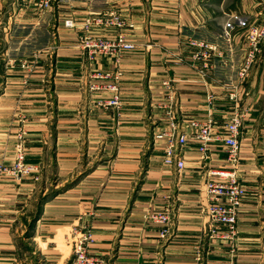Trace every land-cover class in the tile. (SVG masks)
<instances>
[{"label":"crops","instance_id":"crops-1","mask_svg":"<svg viewBox=\"0 0 264 264\" xmlns=\"http://www.w3.org/2000/svg\"><path fill=\"white\" fill-rule=\"evenodd\" d=\"M41 1L0 0V164L14 162L24 129L27 163L41 169L40 181L0 177V264H24L21 220L48 193L55 196L44 204L30 240L38 264H70L72 229L84 225L94 235L91 254L113 264H264V43L240 93L241 108L249 111L239 163L247 195L235 257L224 237L207 234L210 222L201 213L208 174L229 171L223 143L211 144L205 157L191 137L179 175L164 163L166 142L156 139L169 130L166 109L159 107L166 103V81L184 131L191 120L212 116L225 136L228 93L245 60L246 31L264 18V0H53L47 12ZM106 9L135 24L125 31L136 49L121 61L119 118L95 106L98 95L86 93L92 67L78 43L84 16ZM68 18L76 29L64 27ZM193 39L217 44L225 55L210 62L206 81L187 48ZM37 53L34 70H23L21 62ZM95 68L111 71L113 61ZM169 201L173 232L162 241V227L145 216Z\"/></svg>","mask_w":264,"mask_h":264},{"label":"built area","instance_id":"built-area-1","mask_svg":"<svg viewBox=\"0 0 264 264\" xmlns=\"http://www.w3.org/2000/svg\"><path fill=\"white\" fill-rule=\"evenodd\" d=\"M38 7L42 11H50L54 7L53 0H42ZM67 29H76L77 25L72 18L64 21ZM78 43L85 56L86 63L92 67L89 75L87 92L89 95H98L95 98V106L104 111H114L119 118L123 110L121 83L125 72L121 67L124 55L136 49V45L128 41L125 31L135 29L132 23L122 12L116 9L103 11H90L83 18ZM57 30V29H56ZM55 30V31H56ZM114 30L115 35L107 37L103 32ZM245 60L240 69L235 85L229 90V100L232 102V110L229 121L225 125V136L219 134V126L216 120L209 116L204 120H191L188 124L189 132L183 130V124L175 117L176 96L173 84L170 81L163 83L168 95L166 103L159 105L165 107L166 119L169 130L156 136L158 140L166 142L164 163L168 167L176 169L179 175L186 168L183 148L193 137L199 142L200 153L207 157L210 145L222 142L226 154L227 172H210L205 183V192L208 204L201 207V213L210 222L208 235L211 237H224L230 244L233 257L239 249V214L247 195V188L242 183L239 175V163L241 156V139L244 124L249 111L242 109L240 105V93L245 81L250 75L253 66L262 53L264 43V18L261 23L250 25L246 31ZM187 48L193 52L191 60L193 67L202 81H206L211 68L210 62L215 58H223L225 55L217 44L199 40H190ZM41 54L37 53L21 62V68L32 72ZM103 59H111L114 68L104 71L95 68ZM179 57L178 61L183 62ZM211 97V96H210ZM212 100V98H211ZM15 160L10 165L0 164V177L13 178L19 182L27 178L40 181L41 169L27 163V133L24 129L18 132ZM174 219V207L169 201L163 211L149 213L145 220L162 227L160 238L167 241L172 236ZM223 231V232H222ZM94 243L92 229L88 225L74 227L71 234L72 259L70 264H113L111 259L97 257L91 254V246ZM197 261L202 260L201 250L197 249Z\"/></svg>","mask_w":264,"mask_h":264},{"label":"rangeland","instance_id":"rangeland-1","mask_svg":"<svg viewBox=\"0 0 264 264\" xmlns=\"http://www.w3.org/2000/svg\"><path fill=\"white\" fill-rule=\"evenodd\" d=\"M56 4V2H55ZM67 20V19H66ZM66 28V27H65ZM49 194V193H48ZM50 194H53V193H50ZM43 196L37 198L38 202L36 201L35 204L33 205V207H30L23 219V222H22V226H20V229H19V233H17L18 235H21L22 234V231L24 230V236H25V240L24 242L21 241V238L19 239V244H20V249L22 250V253H20V259L22 261H24V264H38L37 260L34 259V256L32 253L34 252L33 251V248L31 247V238H26V235H27V231H28V224L30 223V220L33 216V214L36 212V205L37 203H39L40 199H42ZM34 236V234H33ZM22 239H24V237H22Z\"/></svg>","mask_w":264,"mask_h":264},{"label":"trees","instance_id":"trees-1","mask_svg":"<svg viewBox=\"0 0 264 264\" xmlns=\"http://www.w3.org/2000/svg\"><path fill=\"white\" fill-rule=\"evenodd\" d=\"M54 196H55V193L48 194L46 196H43L42 199H40L38 205H36V212L33 214L32 218L30 220V223L28 224L29 229L26 232L27 233L26 238L33 237V234H34L35 229H36V224H37L39 217L42 213V208H43L44 204H46L47 201L50 200L51 198H53ZM21 222H23V219L21 220Z\"/></svg>","mask_w":264,"mask_h":264}]
</instances>
